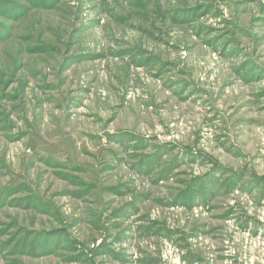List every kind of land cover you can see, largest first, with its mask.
Masks as SVG:
<instances>
[{"label": "rangeland", "instance_id": "1", "mask_svg": "<svg viewBox=\"0 0 264 264\" xmlns=\"http://www.w3.org/2000/svg\"><path fill=\"white\" fill-rule=\"evenodd\" d=\"M0 264H264V0H0Z\"/></svg>", "mask_w": 264, "mask_h": 264}]
</instances>
